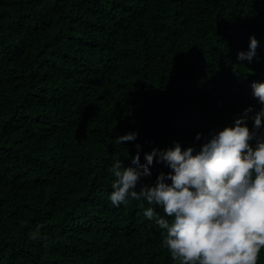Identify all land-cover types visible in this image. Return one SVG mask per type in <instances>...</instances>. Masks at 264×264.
<instances>
[{"label": "trees", "instance_id": "16d2710c", "mask_svg": "<svg viewBox=\"0 0 264 264\" xmlns=\"http://www.w3.org/2000/svg\"><path fill=\"white\" fill-rule=\"evenodd\" d=\"M250 37L255 58L239 61ZM253 82L264 0H0V264H175L143 215L162 209L113 206L109 169L135 168L137 144L142 165L174 143L198 153L259 111ZM149 170L136 191L170 172Z\"/></svg>", "mask_w": 264, "mask_h": 264}, {"label": "clouds", "instance_id": "9594fccd", "mask_svg": "<svg viewBox=\"0 0 264 264\" xmlns=\"http://www.w3.org/2000/svg\"><path fill=\"white\" fill-rule=\"evenodd\" d=\"M257 47L258 41L250 37L248 51L238 52L237 59L252 62ZM250 87L261 105L259 111L249 116L253 109H246L233 126L211 134L198 153L174 143L172 148L145 154L142 165L137 144L135 168L116 161L109 169L115 178L109 196L113 206L131 197L162 209L163 216L151 206L143 215L164 230L161 246L175 264H258L264 249V83L253 82ZM137 136L129 133L115 143L133 142ZM154 158L170 172L136 191L141 179L151 175ZM42 227L29 230L28 238L41 240Z\"/></svg>", "mask_w": 264, "mask_h": 264}]
</instances>
